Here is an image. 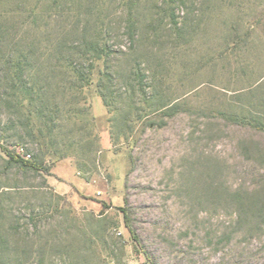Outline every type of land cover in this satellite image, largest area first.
Segmentation results:
<instances>
[{"label": "rangeland", "instance_id": "obj_1", "mask_svg": "<svg viewBox=\"0 0 264 264\" xmlns=\"http://www.w3.org/2000/svg\"><path fill=\"white\" fill-rule=\"evenodd\" d=\"M50 2H0L15 27L3 38L0 78L26 31H52L60 45L51 68L42 69L40 50L34 61L48 81L35 84L47 93L43 118L26 124L0 82V145L47 171L9 163L0 150V235L10 256L264 264V212L248 209L264 198V133L231 120L264 114V0ZM75 25L101 30L111 50L108 69L96 62L78 90L68 67L79 52L70 47L82 42ZM161 103L178 111L154 113Z\"/></svg>", "mask_w": 264, "mask_h": 264}, {"label": "trees", "instance_id": "obj_2", "mask_svg": "<svg viewBox=\"0 0 264 264\" xmlns=\"http://www.w3.org/2000/svg\"><path fill=\"white\" fill-rule=\"evenodd\" d=\"M1 1L2 0H0V2ZM34 1H36V3H40L47 0ZM55 1L56 0H51L50 3L53 4ZM29 12L30 15L34 14L33 10H30ZM6 23L7 18L4 16V13L0 11V52L2 49L3 38L6 36H15V27L7 26ZM132 26L133 25L128 26V35L130 39L134 41L135 33ZM72 32L81 35L82 39V42L77 47H70L73 50H79V52L78 56L73 59V61L71 60L68 62V67L71 68V73L75 79V82H73V89L78 90L79 88H82V86L89 85L90 72L96 62L102 60L105 68L108 69V65L106 63L111 54V50L105 43H100L99 37L102 35V31L98 28H91L89 26L79 28V26L75 25L74 27H71V33ZM52 35V31L49 30H46L43 34L39 33L40 37L38 34L30 35V33L26 31V33L19 38L17 43L18 48L8 51L9 55L4 63L5 68L0 78V82L3 81L6 88L4 102L7 104L8 108L14 110L15 114H22L24 116L25 123L28 125L32 121L43 118L44 110L48 106L46 91H44L43 88H37L35 86L37 81H42L48 84L47 76L43 74L41 80H39V76H37V73L34 71V67L36 65L34 61L37 60L36 55L39 54L38 50H40L41 55L46 56L44 62L41 63L42 69L45 70L46 67H52V59L56 60L54 57L56 55L55 53L60 49L59 43H55L51 40ZM82 62H87L86 65L88 73L86 75L84 74L83 66H81ZM100 96L103 97L101 93ZM53 98L54 97H51L52 100ZM254 104L256 103H253V106ZM177 111V105L170 106V104L161 103L158 108L154 110V113H158L162 116H172ZM231 120L235 124L247 126L264 133V114L260 113V111L250 112L247 117L243 116L240 117V119L234 117ZM0 150L7 157L9 163L17 164L21 168L30 169L36 172H47L41 164L32 160L24 159L16 153L9 151L3 145H0ZM248 206V209H251L254 212L255 210L258 212H264V198L262 200L255 199L254 201H250ZM120 211L123 215L124 226L130 234L132 240L140 248H142L139 239L130 226L127 212L125 209H120ZM12 251L15 252L17 250L15 248ZM23 253L26 254L25 250ZM145 257L149 260L146 253ZM24 263V261H20L19 256H10L7 240L4 236L0 235V264Z\"/></svg>", "mask_w": 264, "mask_h": 264}]
</instances>
